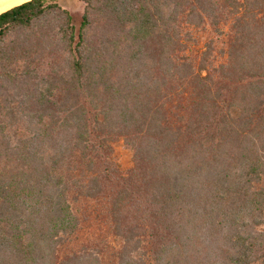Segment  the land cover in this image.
<instances>
[{
    "label": "trees",
    "instance_id": "16d2710c",
    "mask_svg": "<svg viewBox=\"0 0 264 264\" xmlns=\"http://www.w3.org/2000/svg\"><path fill=\"white\" fill-rule=\"evenodd\" d=\"M78 1L0 13V264H264V0Z\"/></svg>",
    "mask_w": 264,
    "mask_h": 264
},
{
    "label": "rangeland",
    "instance_id": "374dc122",
    "mask_svg": "<svg viewBox=\"0 0 264 264\" xmlns=\"http://www.w3.org/2000/svg\"><path fill=\"white\" fill-rule=\"evenodd\" d=\"M60 3L62 4V6L70 10L73 15L74 22L78 24L82 7L80 2L78 0H60ZM201 36L202 38L199 41L198 45L199 48L204 47V42L207 38H211L214 40V44L216 45L217 49H219L223 44L222 38H224V36L220 38L212 37L210 35L209 29L206 32L202 33ZM114 157L121 169H127L132 165V152L122 141H119L114 145Z\"/></svg>",
    "mask_w": 264,
    "mask_h": 264
},
{
    "label": "bare ground",
    "instance_id": "6f19581e",
    "mask_svg": "<svg viewBox=\"0 0 264 264\" xmlns=\"http://www.w3.org/2000/svg\"><path fill=\"white\" fill-rule=\"evenodd\" d=\"M27 0H0V13Z\"/></svg>",
    "mask_w": 264,
    "mask_h": 264
}]
</instances>
